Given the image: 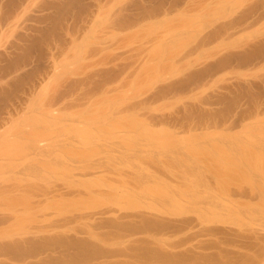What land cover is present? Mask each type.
<instances>
[{"label": "rangeland", "instance_id": "obj_1", "mask_svg": "<svg viewBox=\"0 0 264 264\" xmlns=\"http://www.w3.org/2000/svg\"><path fill=\"white\" fill-rule=\"evenodd\" d=\"M262 233L264 0H0V264H264Z\"/></svg>", "mask_w": 264, "mask_h": 264}, {"label": "bare ground", "instance_id": "obj_2", "mask_svg": "<svg viewBox=\"0 0 264 264\" xmlns=\"http://www.w3.org/2000/svg\"><path fill=\"white\" fill-rule=\"evenodd\" d=\"M190 222V221H189ZM188 222V223H189ZM174 225H175V223H174ZM178 226V225H177ZM182 226V225H181ZM188 226H189V224H188ZM227 226L228 225H226V228H227ZM190 227V226H189ZM177 228V227H176ZM222 228V227H221ZM230 228V227H229ZM179 229V228H178ZM184 229V228H183ZM182 229V230H183ZM217 229V228H216ZM223 229V228H222ZM181 230V231H182ZM205 230V229H204ZM213 230V229H212ZM180 231V230H179ZM202 231V230H201ZM216 231V230H215ZM231 231V230H230ZM213 232H214V230H213ZM222 232H223V230H222ZM174 233H175V231H174ZM205 233V232H204ZM224 233V232H223ZM239 233V232H238ZM214 234V233H213ZM229 234H231V232L229 233ZM229 234H227V235H229ZM263 234V233H262ZM174 235V234H173ZM203 235H205V234H203ZM226 235V236H227ZM264 235V234H263ZM198 236V235H197ZM238 236V235H237ZM218 237H220V236H218ZM228 237V236H227ZM232 237V236H231ZM231 237H229V238H231ZM264 237V236H263ZM262 236L261 237H256V238H258L257 239V241H255L254 240V242L253 243H251V244H256V245H262V242H264V238H263ZM169 238V237H168ZM185 238V237H184ZM187 238V237H186ZM186 238H185V240H183V241H186ZM189 238V237H188ZM187 238V239H188ZM225 238V237H224ZM248 238V237H247ZM246 238V239H247ZM183 239V238H182ZM245 239V240H246ZM204 240V239H203ZM202 240V241H203ZM206 240V239H205ZM223 240H225V239H223ZM234 240V239H233ZM242 240V239H241ZM240 240V241H241ZM150 241V242H149ZM180 241V240H179ZM200 241V240H199ZM211 241V240H210ZM229 241V240H228ZM234 241H236V240H234ZM234 241H231V242H234ZM243 241V240H242ZM143 242H146V240L145 241H143ZM154 241H152L151 242V240H147V242L146 243H148V244H146L145 246L143 245H141L142 246V248L140 249L141 250V252H142V254H143V256H145L146 258H150V257H152V256H155V257H152L151 259H153L154 258V260L156 261L157 259H158V263L160 264V262L162 263V264H166L165 262L167 261V264H172V263H174L175 264V262H173V261H178V259H179V257H181V256H179L178 257V255L179 254H177V257H175V258H177V259H175V258H173V256L175 255V253H176V250L178 249V247L180 246L179 244L182 242V240H181V242H178L179 244V246L178 245H176L177 244V242H173V244L174 243H176V244H174V245H172V242H170V243H166V244H169V246H170V248H168L167 247V249H165V247L164 248H158L157 246H155L156 244H158V243H156V241H155V243H153ZM220 242V241H219ZM222 242V241H221ZM249 242H252L250 239H247L246 240V242H244V243H246L248 246L249 245H251L250 243L248 244ZM152 244V245H150V244ZM144 244V243H143ZM154 244V245H153ZM246 244H244V246L246 245ZM218 244L217 243H200V244H198V249H200L201 251H198V252H196V251H194V250H192L191 252H196V253H194V254H192L191 255V253H189V254H187V252H186V254L187 255H185V256H183L184 257V261L183 260H181L182 258H180L179 259V261H180V263L181 262H183V263H181V264H187L188 262H190V261H195L196 260V258H197V255L198 254H202V253H205V252H208V250H210V248H212V247H214V246H217ZM255 245V246H256ZM161 246V245H160ZM166 246V245H165ZM248 246H245V247H248ZM252 246V245H251ZM263 246V245H262ZM140 247V246H139ZM161 247H163V246H161ZM264 247V246H263ZM258 248H259V246H258ZM262 248V247H261ZM264 249V248H263ZM262 249V250H263ZM140 250L137 252V253H139L140 252ZM190 250V249H189ZM228 249H226L225 251H227ZM230 250V249H229ZM239 250V249H238ZM178 251V250H177ZM212 251V250H211ZM216 251V250H215ZM222 251V250H221ZM220 250H219V254H221L220 252H221ZM141 252H140V255H142L141 254ZM201 252V253H200ZM230 251H228L227 253H229ZM233 254H234V256H235V253L233 252V251H231ZM231 252L229 253V255L228 254H226V255H224V256H227L228 255V257H231L230 255H231ZM178 253V252H177ZM182 253V252H181ZM208 253H210V252H208ZM238 253V252H237ZM236 253V254H237ZM244 253V252H243ZM206 254V253H205ZM214 255V253H211L210 255L211 256H213ZM216 254V253H215ZM219 254H217V255H219ZM242 254V253H241ZM241 254L239 255V256H241ZM246 254V253H245ZM189 255V256H188ZM207 255V254H206ZM188 256V257H187ZM202 256H203V254H202ZM210 256V257H211ZM214 256H216V255H214ZM213 256V258H215ZM220 256V255H219ZM219 256H216L217 258L219 257ZM243 256V255H242ZM198 257H200V256H198ZM208 257V256H207ZM227 257V258H228ZM156 258V259H155ZM206 258V257H205ZM220 258H221V256H220ZM225 258V257H224ZM232 258V257H231ZM238 258V257H237ZM241 258V257H240ZM174 259V260H173ZM216 259V258H215ZM236 259V258H235ZM150 260V259H149ZM201 260H202V258H201ZM210 260V259H209ZM211 260H213L212 258H211ZM218 260H220L219 258L216 260V263H218L219 261ZM237 260V259H236ZM150 261H152V260H150ZM218 261V262H217ZM222 261V260H221ZM199 262V261H198ZM223 262V261H222ZM221 262V263H222ZM224 262H225V260H224ZM179 262H176V264H180Z\"/></svg>", "mask_w": 264, "mask_h": 264}]
</instances>
